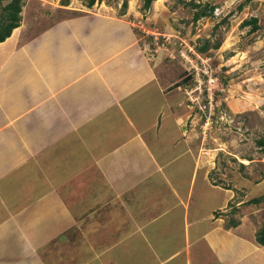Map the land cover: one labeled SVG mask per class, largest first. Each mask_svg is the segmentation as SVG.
I'll list each match as a JSON object with an SVG mask.
<instances>
[{
	"label": "crops",
	"instance_id": "1",
	"mask_svg": "<svg viewBox=\"0 0 264 264\" xmlns=\"http://www.w3.org/2000/svg\"><path fill=\"white\" fill-rule=\"evenodd\" d=\"M133 30L86 12L34 36L19 25L0 42V254L21 255L7 264H241L256 253L264 264L253 227L226 230L219 211L232 196L199 178L175 90ZM179 158L192 171L186 189Z\"/></svg>",
	"mask_w": 264,
	"mask_h": 264
},
{
	"label": "rangeland",
	"instance_id": "2",
	"mask_svg": "<svg viewBox=\"0 0 264 264\" xmlns=\"http://www.w3.org/2000/svg\"><path fill=\"white\" fill-rule=\"evenodd\" d=\"M191 1L211 13L194 21ZM143 2L96 0L89 7L86 0H25L20 25L34 36L61 18L86 12L126 20L145 43L147 55L155 56L163 89L175 90V110L187 133L183 145L201 171L199 178L232 196L219 211L225 228L235 207L232 216L257 232L264 223V198L248 201L264 195V150L257 143L264 137V0H152L148 9ZM251 16L257 17L255 31L250 24L242 25ZM111 25L118 33L117 25ZM205 40L208 49L198 51ZM216 42L220 45L214 48ZM171 165L182 166L183 173L174 176L186 189L192 173L186 159H173ZM59 240L57 246L64 241ZM56 242L48 241L47 255ZM255 255L241 264L256 263ZM16 256L0 254V264Z\"/></svg>",
	"mask_w": 264,
	"mask_h": 264
},
{
	"label": "trees",
	"instance_id": "3",
	"mask_svg": "<svg viewBox=\"0 0 264 264\" xmlns=\"http://www.w3.org/2000/svg\"><path fill=\"white\" fill-rule=\"evenodd\" d=\"M6 1V3L2 4L0 6V42L4 41L8 36L11 35L12 30L20 25L21 21V12L23 9L24 1L25 0H0ZM87 6L91 7L96 0H86ZM152 0H144L143 7L148 9L151 5ZM189 4L196 8L194 14H193V20L196 21L199 18L206 16L211 13V11L206 10V8L199 6V4L191 1ZM251 25L250 31H255L258 28V21L256 16H251L245 20H243L242 25ZM220 45V43L216 42L213 46L214 48H217ZM208 40H205L204 43L197 47V50L200 52H204L208 49ZM257 143L262 146V150H264V137L262 136L257 140ZM264 198V195L254 197L253 199H250L248 202L257 203L261 201ZM235 210V207H232V210L230 213L228 224L229 226H236L238 224V220L233 217V212ZM256 241L262 245H264V223L259 227V229L256 232Z\"/></svg>",
	"mask_w": 264,
	"mask_h": 264
},
{
	"label": "built area",
	"instance_id": "4",
	"mask_svg": "<svg viewBox=\"0 0 264 264\" xmlns=\"http://www.w3.org/2000/svg\"><path fill=\"white\" fill-rule=\"evenodd\" d=\"M204 74H205V76L208 77V78L211 77V75H209V69H208V68H206V70L204 71ZM205 76H204V77H205ZM206 77H205V78H206Z\"/></svg>",
	"mask_w": 264,
	"mask_h": 264
}]
</instances>
